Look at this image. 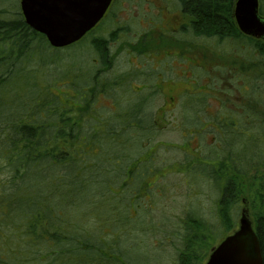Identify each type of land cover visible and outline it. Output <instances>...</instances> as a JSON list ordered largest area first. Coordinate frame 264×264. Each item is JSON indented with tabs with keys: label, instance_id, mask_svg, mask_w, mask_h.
Returning a JSON list of instances; mask_svg holds the SVG:
<instances>
[{
	"label": "trees",
	"instance_id": "16d2710c",
	"mask_svg": "<svg viewBox=\"0 0 264 264\" xmlns=\"http://www.w3.org/2000/svg\"><path fill=\"white\" fill-rule=\"evenodd\" d=\"M228 6H192L199 34L204 24L209 42L237 49L238 100L211 97L224 109L213 119L225 124L223 135L210 130L216 141L204 138L197 169L191 157L183 164L204 183L209 215L199 206L185 213L175 264H205L246 211L264 264V40L240 33ZM88 35L55 49L26 25L20 7H0V229H16L11 238L0 230L7 244L0 264H133L126 253L134 248L148 258L150 209L139 199L153 186V167L139 151L153 131L133 127L144 122L137 112L143 100L129 89L114 92L94 63L105 55L101 38L97 44ZM86 40L90 49L75 51Z\"/></svg>",
	"mask_w": 264,
	"mask_h": 264
},
{
	"label": "flooded vegetation",
	"instance_id": "af4514ba",
	"mask_svg": "<svg viewBox=\"0 0 264 264\" xmlns=\"http://www.w3.org/2000/svg\"><path fill=\"white\" fill-rule=\"evenodd\" d=\"M227 1L235 22L237 0ZM194 2L110 0L101 20L87 33L97 44L101 38L105 55L94 63L100 62L98 72L110 80L114 92L129 89L137 100H143L137 112L138 119L144 122L134 123L133 127L153 131L148 133L151 135L171 125L165 116L175 115L182 147L193 142L201 146L204 138L215 142L210 130L223 135L225 124L213 119L215 111L221 110L223 114L224 109L216 108L211 97L217 94L222 101L238 100L233 74L237 70L233 66L237 49L213 39L209 42L204 37L203 23V33H198L192 11ZM235 25L240 32L236 22ZM204 75L206 81L198 86ZM221 100L217 104H222ZM230 126L236 130L237 124ZM151 137L148 144L155 140ZM190 157L204 160V151Z\"/></svg>",
	"mask_w": 264,
	"mask_h": 264
},
{
	"label": "rangeland",
	"instance_id": "374dc122",
	"mask_svg": "<svg viewBox=\"0 0 264 264\" xmlns=\"http://www.w3.org/2000/svg\"><path fill=\"white\" fill-rule=\"evenodd\" d=\"M20 0H0V7L9 11H17L19 9ZM264 1V0H263ZM99 32V30L97 31ZM97 32L94 35H97ZM104 34V33H103ZM102 36V34H98ZM89 40V39H87ZM84 42L81 50L79 47L75 48L78 53L85 48L90 49L88 41ZM88 46V47H87ZM94 56L93 52L90 55ZM96 56V55H95ZM210 76V74H209ZM217 74H215V77ZM206 76L200 77L198 86L204 84ZM168 125L164 130L155 131L153 135L154 142L148 144L142 143V149L139 153H146L143 159L150 158L148 161L152 163L153 176L150 180L152 187L148 194L139 199L141 207H145L150 212H145V219L143 224L147 228L146 252L148 258L144 253L134 248L127 251L126 256L133 264H175V247L178 246L176 232L181 230V221L185 213L190 208L201 207L203 209V217L209 215L205 206H208V201L204 197V183L196 182L192 178V171H184L183 164L186 158H190L192 153L204 151V142L201 146H196L195 143H190L182 147L181 133L175 123V115L165 116ZM202 155V154H201ZM196 160L191 162L189 166L191 170L197 166ZM197 169V168H195ZM198 171V170H197ZM251 178L243 180L244 187L248 185ZM209 191V190H208ZM210 193V192H209ZM205 204V206H204ZM247 212V211H246ZM249 219H252L246 213ZM150 220V222H149ZM237 219V225H238ZM0 230L7 237L16 235L15 228L3 227ZM222 236L220 235L215 240L218 242ZM5 242L7 240L5 239ZM7 244L0 242V250L6 247ZM7 255V248H5ZM4 253H0V258L3 259Z\"/></svg>",
	"mask_w": 264,
	"mask_h": 264
},
{
	"label": "water",
	"instance_id": "95a60500",
	"mask_svg": "<svg viewBox=\"0 0 264 264\" xmlns=\"http://www.w3.org/2000/svg\"><path fill=\"white\" fill-rule=\"evenodd\" d=\"M110 0H20L26 25L43 35L49 46L61 49L82 39L103 17ZM240 32L264 40V17L258 0H237L234 12ZM205 264H263L259 239L246 212L237 229L223 238Z\"/></svg>",
	"mask_w": 264,
	"mask_h": 264
}]
</instances>
